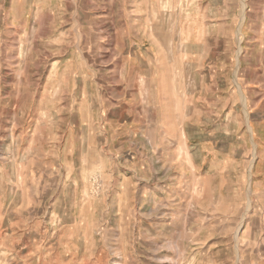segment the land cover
<instances>
[{
	"label": "rangeland",
	"instance_id": "obj_1",
	"mask_svg": "<svg viewBox=\"0 0 264 264\" xmlns=\"http://www.w3.org/2000/svg\"><path fill=\"white\" fill-rule=\"evenodd\" d=\"M227 2L0 0V264H264L260 89L211 67L264 16Z\"/></svg>",
	"mask_w": 264,
	"mask_h": 264
},
{
	"label": "crops",
	"instance_id": "obj_2",
	"mask_svg": "<svg viewBox=\"0 0 264 264\" xmlns=\"http://www.w3.org/2000/svg\"><path fill=\"white\" fill-rule=\"evenodd\" d=\"M224 0H222L223 2ZM249 4L247 9L252 11L255 14H261L264 16V0H248ZM240 2V0H239ZM235 4H231L230 0L226 3L225 7L221 5H214L213 9L215 11L221 12L224 16L228 17L233 14V12L237 11V14L242 13L243 5L241 2ZM258 2V3H257ZM260 5V6H258ZM223 29L231 30V23L224 22ZM252 35L248 36L247 41L248 43L245 44V55L239 58V60H233L232 58L224 57L222 61H216V59L212 60V73L217 76V78L226 79L227 77L231 76L235 78L236 68L238 69V76L243 79L242 83L249 88L256 87L258 93L260 94L261 102L260 105L264 106V20L263 23L257 26L256 28H252L250 33ZM214 53L217 50H213ZM239 64V66H238ZM238 66V67H237ZM232 68V69H231ZM214 76V75H213ZM250 77L256 78L259 80V84L256 82H251ZM257 126H264L262 122L256 123ZM259 142H264L262 134H259Z\"/></svg>",
	"mask_w": 264,
	"mask_h": 264
}]
</instances>
